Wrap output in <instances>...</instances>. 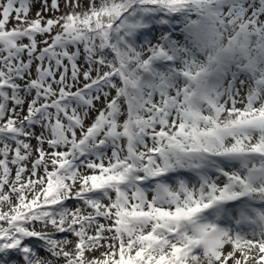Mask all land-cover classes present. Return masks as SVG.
<instances>
[{
    "label": "snow or ice",
    "instance_id": "snow-or-ice-1",
    "mask_svg": "<svg viewBox=\"0 0 264 264\" xmlns=\"http://www.w3.org/2000/svg\"><path fill=\"white\" fill-rule=\"evenodd\" d=\"M0 264H264V0H0Z\"/></svg>",
    "mask_w": 264,
    "mask_h": 264
},
{
    "label": "rangeland",
    "instance_id": "rangeland-1",
    "mask_svg": "<svg viewBox=\"0 0 264 264\" xmlns=\"http://www.w3.org/2000/svg\"><path fill=\"white\" fill-rule=\"evenodd\" d=\"M33 11H35V9H34ZM68 203H69V206H73V202H72V201H69ZM40 254H41V255H44V252L41 251ZM13 259H15V258H13Z\"/></svg>",
    "mask_w": 264,
    "mask_h": 264
},
{
    "label": "trees",
    "instance_id": "trees-1",
    "mask_svg": "<svg viewBox=\"0 0 264 264\" xmlns=\"http://www.w3.org/2000/svg\"><path fill=\"white\" fill-rule=\"evenodd\" d=\"M34 243V242H33ZM13 258H15V257H13Z\"/></svg>",
    "mask_w": 264,
    "mask_h": 264
}]
</instances>
